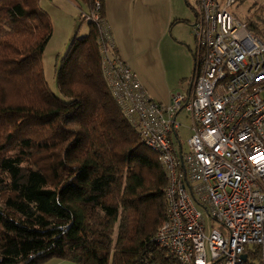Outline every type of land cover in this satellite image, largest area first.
<instances>
[{
  "label": "trees",
  "instance_id": "16d2710c",
  "mask_svg": "<svg viewBox=\"0 0 264 264\" xmlns=\"http://www.w3.org/2000/svg\"><path fill=\"white\" fill-rule=\"evenodd\" d=\"M77 1L89 29L56 65L59 97L41 61L47 13L39 0H0V264H180L154 240L166 174L101 75L103 0ZM245 22L262 32L264 21Z\"/></svg>",
  "mask_w": 264,
  "mask_h": 264
},
{
  "label": "built area",
  "instance_id": "2783aa9c",
  "mask_svg": "<svg viewBox=\"0 0 264 264\" xmlns=\"http://www.w3.org/2000/svg\"><path fill=\"white\" fill-rule=\"evenodd\" d=\"M237 2L197 0L191 91L166 103L110 53L104 26L98 38L105 85L166 174V217L154 240L180 264H249L254 249L264 264V29L249 30L232 11ZM181 111L190 120L185 148ZM200 208L217 223L209 233Z\"/></svg>",
  "mask_w": 264,
  "mask_h": 264
},
{
  "label": "crops",
  "instance_id": "0c3cea01",
  "mask_svg": "<svg viewBox=\"0 0 264 264\" xmlns=\"http://www.w3.org/2000/svg\"><path fill=\"white\" fill-rule=\"evenodd\" d=\"M70 1L80 11L85 9L77 0ZM178 3L179 0H103V26L113 53L130 65L150 97L160 103L168 102L175 91L187 96L191 88L190 76L186 90L176 89L178 80L186 77V69H193L189 26L196 13L189 20ZM174 44L182 48L184 74L176 71L170 59L168 51ZM47 264L77 263L59 259Z\"/></svg>",
  "mask_w": 264,
  "mask_h": 264
},
{
  "label": "rangeland",
  "instance_id": "374dc122",
  "mask_svg": "<svg viewBox=\"0 0 264 264\" xmlns=\"http://www.w3.org/2000/svg\"><path fill=\"white\" fill-rule=\"evenodd\" d=\"M38 4L39 8L47 13L52 28L51 36L41 55L45 81L51 92L62 97L55 81L56 65L60 57L64 55L72 35L76 34L77 36H82L86 34L89 29V24L86 19L83 20L81 18L80 9L70 0H39ZM178 7L182 13L186 14L189 20H193L194 13L198 10L197 0H179ZM232 11L235 16L245 20L251 19L255 22L264 21V0L238 1L232 8ZM260 27V31H262V29H264V23L260 24ZM189 33L191 48L195 51L196 40L191 30ZM181 49L182 48L179 44H174L168 53L176 71L184 74V59ZM186 72V77L180 75L185 78L178 80L176 89L181 91H183L182 89H187L189 82L188 79L191 76L192 71H187L186 69ZM262 96H264V92H262ZM177 120L181 123L178 128L179 141L185 148L186 140L190 135V120L186 117L183 111L177 115ZM173 140L176 142L175 137H173ZM200 209L202 210L205 219L206 233H209L212 226L217 227V223L208 216L203 208ZM48 262L49 261H46L43 264H47Z\"/></svg>",
  "mask_w": 264,
  "mask_h": 264
},
{
  "label": "water",
  "instance_id": "95a60500",
  "mask_svg": "<svg viewBox=\"0 0 264 264\" xmlns=\"http://www.w3.org/2000/svg\"><path fill=\"white\" fill-rule=\"evenodd\" d=\"M242 258L245 259V255L244 254L242 255Z\"/></svg>",
  "mask_w": 264,
  "mask_h": 264
}]
</instances>
